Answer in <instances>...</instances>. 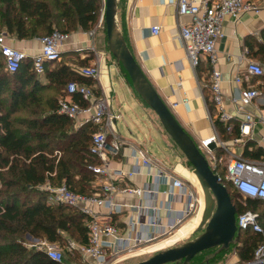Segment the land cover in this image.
<instances>
[{
	"label": "crops",
	"instance_id": "0c3cea01",
	"mask_svg": "<svg viewBox=\"0 0 264 264\" xmlns=\"http://www.w3.org/2000/svg\"><path fill=\"white\" fill-rule=\"evenodd\" d=\"M255 1L261 11L259 13H245L239 19L226 17L223 22L225 36L219 39L216 44L219 60L215 69L223 75L224 106L227 112L234 115L230 123L232 132H237L238 135L239 125L243 121V117L235 113L230 100L236 92V85L233 82L234 76L242 75L244 85L251 83L264 92V78H250L245 73L249 59L264 63L262 50L258 46L263 42L264 0ZM177 2L178 0H122L121 2L118 0L117 19L119 26L121 19L124 34L135 59L176 119L197 143L201 139L212 136L217 131L226 142L227 148L236 152L241 151L243 153L249 142L252 144L249 146V150H254L257 147L264 149V123H257L251 127V134L246 137L244 144H232L231 139L238 135L228 133V136L227 133L220 131L215 126L202 89L203 86L208 85L212 66L205 59L201 60L196 69L190 65L180 37V24L186 18L177 16ZM156 25L160 26L161 30L154 34L151 28ZM1 32L6 35L9 45L25 51L31 59L40 51V36L18 38L13 33L4 30ZM68 34L69 37L60 46L61 57L56 63L66 64L73 70L78 67L99 64L101 74L99 78L93 79V84L90 86L94 91L92 101L94 102L99 96L106 99L108 112L118 116L117 119L113 120V126L119 119L125 118L127 121V130L124 133L112 132L111 130L108 132V146L114 140V136L123 142V146L117 154L108 153L107 155L109 175L117 187L116 202L123 205L139 204L143 208L147 207L148 211L152 206L158 207L159 220L166 234L172 232L174 235H178L193 229L196 230L201 221L203 207L197 209L189 217H185L189 198L177 190H175V194L171 195L169 193L171 189L169 180L165 177L156 176L155 168L149 171L142 165L141 158L134 155L135 149L146 154L151 158L156 168L160 167L190 184L187 178L190 176V172L176 152L172 144L174 141L170 136H166L156 126L153 119H150L145 113L141 104V101L144 100L133 88L125 69V73L122 70L121 64L116 62L117 64L107 65L102 54L97 52L94 39L90 33L88 34V31L78 27ZM113 59L116 60L114 56ZM54 65L52 64L51 67ZM208 95L212 100L209 90ZM255 107L256 105L250 109L264 115V105ZM213 109L214 116H217L215 107ZM82 118L83 115L80 114L73 119L77 127L81 126ZM105 123L103 124L104 127ZM100 127V125H95V130ZM219 149L225 150L224 148ZM224 155H227L226 152ZM224 155L219 156L221 158L219 161L225 157ZM132 171L136 173L128 176V173ZM191 177L201 189L199 181L195 179V174H192ZM102 181L101 177L96 176V180L92 182V190L94 191L93 185H100ZM126 186L140 187L144 191L139 196L122 192L121 190ZM91 209L102 221L113 222L123 233L129 230V224L133 220L139 221V232L148 228L146 224L147 213L138 216L128 206H124L120 213L111 216L108 215V209L104 206L92 205ZM179 220L182 221L178 223ZM166 236L169 235H161L152 243L143 246V251H146L157 241H163ZM219 252L218 250L215 251V253ZM129 255L131 254H122L120 257L122 259ZM212 264L245 263L240 261L234 249L233 252L224 254L219 261Z\"/></svg>",
	"mask_w": 264,
	"mask_h": 264
},
{
	"label": "trees",
	"instance_id": "16d2710c",
	"mask_svg": "<svg viewBox=\"0 0 264 264\" xmlns=\"http://www.w3.org/2000/svg\"><path fill=\"white\" fill-rule=\"evenodd\" d=\"M101 9V0H0V32L27 38L42 37L54 29L68 33L80 27L89 31L97 23ZM120 26L131 50L121 19ZM262 38L258 46L264 61V30ZM56 62L46 63L44 72L37 74L32 68V59L27 57L15 72H8L0 54V264H57L42 251L28 247L27 235L47 239L52 244L69 245V240L88 244L87 216L64 204L50 203L48 192L40 187L65 182L75 192L90 194L97 175L88 165L101 163L89 151L95 126L87 123L77 127L72 118L57 112L58 99L70 82L90 87L93 79ZM52 64L55 65L51 67ZM202 89L215 126L226 133L214 116L208 86ZM74 97L81 106L89 105L79 95ZM250 143L243 156L263 158L264 149L249 150ZM215 153L218 157L222 155L219 148ZM217 167L223 174L224 166ZM222 182L237 213L247 209L255 211L264 205L259 199H242L231 183ZM257 213L264 229V212ZM235 239L227 250L201 263L219 261L231 247L240 261L247 263L253 260L263 235L238 229ZM195 258L190 264H194Z\"/></svg>",
	"mask_w": 264,
	"mask_h": 264
},
{
	"label": "built area",
	"instance_id": "2783aa9c",
	"mask_svg": "<svg viewBox=\"0 0 264 264\" xmlns=\"http://www.w3.org/2000/svg\"><path fill=\"white\" fill-rule=\"evenodd\" d=\"M261 8L255 0H178L177 16L186 18L180 24V37L186 52V57L190 65L196 69L202 59L207 60L212 66L208 89L212 102L217 112V118L221 122L226 133H232L231 118L234 116L227 112L224 106L225 94L222 91L223 75L215 69L219 57L216 44L219 39L225 36L223 22L230 16L239 19L245 13H259ZM103 19V15H102ZM161 30L156 25L151 28L152 33L157 34ZM92 35V32L90 33ZM69 37L68 33L54 29L51 33L40 37V51L32 56V68L37 74L45 70L46 63L58 61L61 57L60 46ZM0 54L4 58L5 68L8 72H15L21 62L28 57V54L7 43L6 35L0 32ZM75 71L88 78L97 79L100 76V65L94 64L87 67H78ZM245 73L250 78H264V63L254 59H249ZM236 85V92L230 100L234 106L235 113L243 117L239 125V135L231 139L232 144L246 143V137L251 134V127L257 123H264V115L256 113L250 109L264 105V92L257 86L249 83L244 85L243 76L237 74L233 78ZM77 94L82 100L89 102L87 106H81L75 99ZM94 91L85 84L75 81L70 82L65 89V93L58 99L57 112L72 119L82 114L80 125L91 123L101 127L91 135L89 151L100 158L101 163L89 164L88 169L101 177L103 181L100 185H93L94 191L90 194L75 192L68 187L65 182L57 185L46 183L42 186L48 192V200L53 204H64L87 216L88 244L79 245L73 240H69V249L76 250L87 264H112L121 259L122 254L140 255L143 246L155 241L161 235H166L158 216V207H142L139 204L123 205L115 200L117 187L109 175L108 153L117 154L123 142L114 136V140L108 146V134L106 126H111L112 121L118 116L108 112V102L104 97H98L94 102L92 98ZM106 122V123H105ZM106 124L105 127L103 124ZM215 143L216 148H224L230 156L223 168V174L218 171L217 165L221 159L215 154V149L209 145ZM199 149L205 150L206 158L211 168L217 174L220 182L231 183L238 191L242 199H259L264 201V157L251 159L243 156V153L227 148L226 142L215 133L207 138L201 139L197 143ZM135 157L139 156L142 165L149 171L156 169V176L165 177L171 184L169 193L175 194V190L189 198V205L185 210V217L192 215L197 209L204 206L203 192L201 189L186 183L181 177L165 171L155 166L150 157L146 154L134 150ZM203 153V152H202ZM204 154V153H203ZM205 155V154H204ZM129 172L128 176L135 174ZM223 183V182H222ZM126 193L142 195L144 189L140 187L126 186L121 190ZM92 205L104 206L111 216L120 213L124 206L134 210L138 216L146 214L147 230L139 232V221L133 220L129 224V230L125 233L111 221H102L91 209ZM257 212L247 209L236 214V224L238 229H250L255 233L263 235V241L254 252L253 260L245 264H264V229L259 222ZM182 220H179L180 223ZM174 227V226H173ZM133 234H135L133 236ZM31 242H27L28 247L42 251L49 259L57 264H70L66 261L65 255L55 244L44 238L30 237Z\"/></svg>",
	"mask_w": 264,
	"mask_h": 264
},
{
	"label": "water",
	"instance_id": "95a60500",
	"mask_svg": "<svg viewBox=\"0 0 264 264\" xmlns=\"http://www.w3.org/2000/svg\"><path fill=\"white\" fill-rule=\"evenodd\" d=\"M117 6L118 0H104L103 20L108 48L125 69L135 91L156 113L164 130L193 167L204 200L198 226L199 230L204 228V231L199 236L182 245L157 252L148 259L126 264H190L202 251L216 247L218 251L226 250L235 242L238 233L237 209L227 188L220 182L206 156L158 94L129 49L119 29ZM209 147L215 149L216 145L211 143Z\"/></svg>",
	"mask_w": 264,
	"mask_h": 264
},
{
	"label": "rangeland",
	"instance_id": "374dc122",
	"mask_svg": "<svg viewBox=\"0 0 264 264\" xmlns=\"http://www.w3.org/2000/svg\"><path fill=\"white\" fill-rule=\"evenodd\" d=\"M101 4H102V9H101V14L97 20V23L95 24V26L88 31V34L92 32V39H94V45L96 47L97 52L102 54V57H104L106 64L107 65H111L113 63L117 64L116 60L113 59V56L111 54V52L108 49V45H107V40H106V34H105V28H104V20L102 19V15H103V11H104V0H101ZM119 25V22H118ZM120 29V26H119ZM121 31V29H120ZM122 33V32H121ZM104 53V55H103ZM122 66V65H121ZM122 70L124 71V68L121 67ZM125 73V71H124ZM100 74H101V67H100ZM142 106L144 107V111L145 113L150 117V119L152 118L154 123L156 124V126H158V128L166 135L169 136L166 131L164 130L163 126L160 123V120L158 118V116L156 115V113L144 102L141 101ZM209 106V105H208ZM118 114L120 115V113L118 112ZM210 116V115H209ZM211 117V116H210ZM127 121L125 118L123 119H119L115 126H113V121H112V125L111 126H107V128H105V131L108 132L111 130L116 131V132H120V133H124L127 130L126 127ZM95 131V130H94ZM93 131V132H94ZM194 139V138H193ZM195 140V139H194ZM196 142V140H195ZM197 143V142H196ZM176 152L178 153V155L181 157L182 162L185 163L186 167L188 168V171L190 172V176L187 177L189 180V183L191 184V186L197 187V183L195 182V180L193 179L192 174L193 173V167L191 166V164L187 161L186 157L184 156V154L182 153L181 149L174 143L172 142ZM202 152L205 154V156L207 155L205 150H202ZM222 155H224L225 150H221ZM225 157L219 161L220 165L223 167L229 160L230 156L229 155H224ZM210 161V160H209ZM195 179H197V177L195 176ZM202 190V188H201ZM256 212H264V205L259 206L256 210ZM204 231V228L202 229H198L196 228L191 230L190 232H186L185 234H178V235H174L172 232L166 234L169 236H166V241H162L159 240L156 243L152 244L150 247H148L146 249V251L142 252L140 255H129L125 258L120 259L119 261H116L112 264H126V263H133V262H139L145 259H148L149 257H151L152 255H154L157 252L175 247V246H179L182 245L184 243H186L187 241L193 240L195 239L197 236H199L202 232ZM172 233V234H171ZM165 238V236H164ZM163 239V238H161ZM25 240L27 242H31V239L28 237V235L25 237ZM59 249H61L65 255L66 261L70 264H87L82 257L80 256V254L76 251H71L68 247L67 244H62V243H57L55 244ZM148 250V251H147ZM218 250V247L213 248V249H209V250H205L200 252L199 254H197L194 258V264H202V260L203 259H209L212 256H214L215 251ZM227 250V249H226ZM234 248L231 247V250H229L228 252H226L225 254H230L231 252H233ZM173 264V263H170Z\"/></svg>",
	"mask_w": 264,
	"mask_h": 264
}]
</instances>
